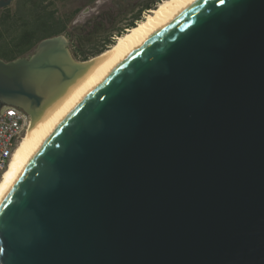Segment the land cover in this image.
I'll use <instances>...</instances> for the list:
<instances>
[{
    "label": "water",
    "instance_id": "1",
    "mask_svg": "<svg viewBox=\"0 0 264 264\" xmlns=\"http://www.w3.org/2000/svg\"><path fill=\"white\" fill-rule=\"evenodd\" d=\"M70 46L0 58L1 103L32 119ZM0 262L264 264V0L196 2L68 101L0 195Z\"/></svg>",
    "mask_w": 264,
    "mask_h": 264
},
{
    "label": "bare ground",
    "instance_id": "2",
    "mask_svg": "<svg viewBox=\"0 0 264 264\" xmlns=\"http://www.w3.org/2000/svg\"><path fill=\"white\" fill-rule=\"evenodd\" d=\"M200 0H163L148 10L136 26L116 37L114 44L84 63L83 68L69 81L50 90L36 114L32 117L20 145L0 181V195L19 175L36 144L45 136L52 121L60 116L68 101L82 95L86 85L97 78L112 63L160 34L183 10ZM1 264V262H0Z\"/></svg>",
    "mask_w": 264,
    "mask_h": 264
},
{
    "label": "trees",
    "instance_id": "3",
    "mask_svg": "<svg viewBox=\"0 0 264 264\" xmlns=\"http://www.w3.org/2000/svg\"><path fill=\"white\" fill-rule=\"evenodd\" d=\"M160 1L152 0L141 4L126 26L108 28V33L101 34L106 30L107 22L99 19L85 33L75 37L69 32L71 19L60 16L46 0H16L13 5L0 9V58L12 60L25 56L41 40L64 34L72 39L71 51L77 60L90 59L114 44L113 37L121 36L125 28L136 26L138 21L143 20V12L155 8Z\"/></svg>",
    "mask_w": 264,
    "mask_h": 264
},
{
    "label": "rangeland",
    "instance_id": "4",
    "mask_svg": "<svg viewBox=\"0 0 264 264\" xmlns=\"http://www.w3.org/2000/svg\"><path fill=\"white\" fill-rule=\"evenodd\" d=\"M13 0L11 5L15 3ZM152 0H46V2L58 11V14L65 19H71L69 32L75 37L83 34L86 29L93 26L99 20H106V30L101 34L108 33L107 29L126 26L140 5ZM148 10L143 12L145 18ZM137 22V21H136ZM127 28H125L126 31ZM124 31V32H125ZM72 40L69 36H67ZM116 37H113L116 40ZM71 43V48H72Z\"/></svg>",
    "mask_w": 264,
    "mask_h": 264
},
{
    "label": "built area",
    "instance_id": "5",
    "mask_svg": "<svg viewBox=\"0 0 264 264\" xmlns=\"http://www.w3.org/2000/svg\"><path fill=\"white\" fill-rule=\"evenodd\" d=\"M31 117L24 110L0 101V181L20 145Z\"/></svg>",
    "mask_w": 264,
    "mask_h": 264
},
{
    "label": "snow or ice",
    "instance_id": "6",
    "mask_svg": "<svg viewBox=\"0 0 264 264\" xmlns=\"http://www.w3.org/2000/svg\"><path fill=\"white\" fill-rule=\"evenodd\" d=\"M220 3H222V4H223V3H224V0H220Z\"/></svg>",
    "mask_w": 264,
    "mask_h": 264
}]
</instances>
